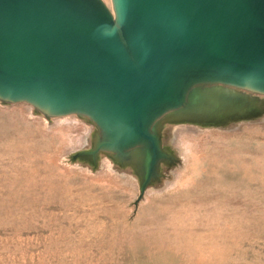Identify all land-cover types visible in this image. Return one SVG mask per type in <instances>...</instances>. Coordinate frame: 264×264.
I'll use <instances>...</instances> for the list:
<instances>
[{"label":"water","instance_id":"1","mask_svg":"<svg viewBox=\"0 0 264 264\" xmlns=\"http://www.w3.org/2000/svg\"><path fill=\"white\" fill-rule=\"evenodd\" d=\"M0 0V101L77 114L100 154L139 177L176 157L165 124L221 126L264 112V0Z\"/></svg>","mask_w":264,"mask_h":264},{"label":"rangeland","instance_id":"2","mask_svg":"<svg viewBox=\"0 0 264 264\" xmlns=\"http://www.w3.org/2000/svg\"><path fill=\"white\" fill-rule=\"evenodd\" d=\"M95 133L0 101V264H264V112L165 124L177 160L136 203L133 169L72 158Z\"/></svg>","mask_w":264,"mask_h":264},{"label":"bare ground","instance_id":"3","mask_svg":"<svg viewBox=\"0 0 264 264\" xmlns=\"http://www.w3.org/2000/svg\"><path fill=\"white\" fill-rule=\"evenodd\" d=\"M256 96H257L258 100H259V99H264V95H256ZM261 97H263V98H261ZM162 168H163V165H162ZM162 168H161V169H162ZM127 169H128V170H131L129 167H127Z\"/></svg>","mask_w":264,"mask_h":264}]
</instances>
